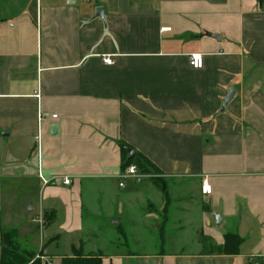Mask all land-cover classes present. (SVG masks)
<instances>
[{"label": "crops", "instance_id": "1", "mask_svg": "<svg viewBox=\"0 0 264 264\" xmlns=\"http://www.w3.org/2000/svg\"><path fill=\"white\" fill-rule=\"evenodd\" d=\"M123 146L148 172L120 188ZM10 232L49 264H264V1L0 0V255Z\"/></svg>", "mask_w": 264, "mask_h": 264}, {"label": "trees", "instance_id": "2", "mask_svg": "<svg viewBox=\"0 0 264 264\" xmlns=\"http://www.w3.org/2000/svg\"><path fill=\"white\" fill-rule=\"evenodd\" d=\"M264 1V0H260ZM126 147L121 149L122 155L126 158ZM134 165L138 172L141 174L147 173V162L142 159L141 156L136 155L133 160H126L121 169L124 171L128 166ZM160 191L164 192L163 187L158 186ZM242 240L235 234H226L224 236V244L219 248H214V253L226 256L238 255L239 247ZM36 255L33 252H29L22 249L17 241V235L15 232L5 233L1 238V255L0 264H29L30 261ZM32 264H46L39 260L34 261ZM61 264H102L101 258L96 255L85 256L82 252L81 246L78 248L72 247V257L64 258L61 260Z\"/></svg>", "mask_w": 264, "mask_h": 264}, {"label": "built area", "instance_id": "3", "mask_svg": "<svg viewBox=\"0 0 264 264\" xmlns=\"http://www.w3.org/2000/svg\"><path fill=\"white\" fill-rule=\"evenodd\" d=\"M170 29L169 28H163L160 30V32H169ZM103 62L104 64L106 65H112L113 62L110 58H104L103 59ZM188 65L192 68V69H201L202 68V65H203V58L201 55H198V54H192L188 57ZM57 116H51L52 119H56ZM45 116H39V121H42L44 120ZM34 141L36 142V152L38 154V157H39V154H40V135L37 134L36 137L34 138ZM129 177H139L138 175V170L137 168L134 166V165H130L128 166L124 172L120 173V175L118 176V179L120 181L119 183V187L122 188L123 187V182L124 180H126L127 178ZM39 179L41 180V183L43 184V186H46L50 183V180H45L42 178L41 174L39 173ZM62 184L65 185V186H68L70 184V179L69 178H64L63 181H62ZM212 193V188L211 186L209 185L208 183V180L207 178H203V181H202V185H201V194L202 196H210ZM35 222H38L40 223L41 225V222L40 221H35ZM36 260H39L41 261L42 263H46V264H49L48 262L44 261L43 258L37 256L35 257L34 259H32L30 261L29 264H32L34 261Z\"/></svg>", "mask_w": 264, "mask_h": 264}, {"label": "water", "instance_id": "4", "mask_svg": "<svg viewBox=\"0 0 264 264\" xmlns=\"http://www.w3.org/2000/svg\"><path fill=\"white\" fill-rule=\"evenodd\" d=\"M96 14H97V16H100L101 18L103 17L102 10H98ZM208 36L211 37V38H218V36H213V35H210V34H208ZM233 96H234V92L232 90H229L228 96L223 102V108H225V106L232 100ZM125 151H126V153L128 155V160H133L135 158V152L134 151H132V150H130L128 148H126Z\"/></svg>", "mask_w": 264, "mask_h": 264}, {"label": "rangeland", "instance_id": "5", "mask_svg": "<svg viewBox=\"0 0 264 264\" xmlns=\"http://www.w3.org/2000/svg\"><path fill=\"white\" fill-rule=\"evenodd\" d=\"M34 208L35 209H37V206L36 205H34ZM35 221H40L41 222V225H40V223H38V222H35ZM32 222H35L36 224H38V227L39 228H41V227H43L47 222H48V220L47 219H42V218H38V219H33L32 220ZM39 235V234H38ZM36 251V250H35ZM34 259V258H33ZM41 262V261H40ZM55 264H57V262L55 263Z\"/></svg>", "mask_w": 264, "mask_h": 264}]
</instances>
